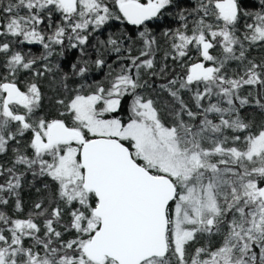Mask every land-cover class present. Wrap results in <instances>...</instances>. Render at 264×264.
Instances as JSON below:
<instances>
[{
	"label": "snow or ice",
	"instance_id": "6c2138e0",
	"mask_svg": "<svg viewBox=\"0 0 264 264\" xmlns=\"http://www.w3.org/2000/svg\"><path fill=\"white\" fill-rule=\"evenodd\" d=\"M0 156V264H264V0H0Z\"/></svg>",
	"mask_w": 264,
	"mask_h": 264
},
{
	"label": "trees",
	"instance_id": "16d2710c",
	"mask_svg": "<svg viewBox=\"0 0 264 264\" xmlns=\"http://www.w3.org/2000/svg\"><path fill=\"white\" fill-rule=\"evenodd\" d=\"M245 2H247V3H257L258 4L259 0H245ZM115 23L117 24V27H114L111 30L105 29L103 31V33L100 35L101 39H106L107 35L109 34V31L118 32L120 30V28L122 26H119L118 22H115ZM127 28L134 30V26H131V25H128ZM161 44H162V48H163V42L162 41H161ZM28 47H31L32 51L37 53V54L40 51L39 46H26L24 50L27 51ZM76 54H78V52ZM256 54H257L256 52L253 53V55H256ZM93 55H95L94 52H93ZM72 58L75 59V56H73ZM163 58H164V53H163V50H161V51H159L156 54L158 67L161 65V62L163 61ZM167 63L169 64V66L171 68L172 67V62H171L170 58L167 61ZM177 70H179V69H177ZM95 75H96V79H100V78H102L103 74L99 73V74H95ZM160 82L161 81H157V83H160ZM46 91H47V89H46ZM49 94H51V93H49ZM154 98H157V97L154 96ZM185 98L187 99V96ZM158 100H159V106H163L166 102L170 101V98L167 96L166 93H161L159 95V97H158ZM247 111L252 113V114H254V115H258V110L253 111L252 108H248ZM6 159H7V157L0 156V162H3ZM28 180L29 181L31 180V176L30 175L28 176ZM37 186H40L39 182H37ZM21 195H22V198H23V200L25 202V207L26 208H27L28 204L31 202V200L36 198L35 189L29 188L27 183H25V186L23 188V191H22ZM255 251L258 253V249H256Z\"/></svg>",
	"mask_w": 264,
	"mask_h": 264
},
{
	"label": "rangeland",
	"instance_id": "374dc122",
	"mask_svg": "<svg viewBox=\"0 0 264 264\" xmlns=\"http://www.w3.org/2000/svg\"><path fill=\"white\" fill-rule=\"evenodd\" d=\"M259 251V250H258Z\"/></svg>",
	"mask_w": 264,
	"mask_h": 264
}]
</instances>
